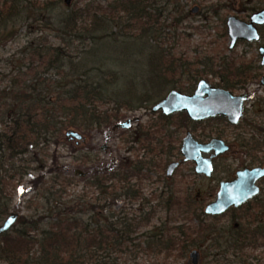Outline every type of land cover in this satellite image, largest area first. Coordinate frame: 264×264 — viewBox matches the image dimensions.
Returning a JSON list of instances; mask_svg holds the SVG:
<instances>
[{"label": "trees", "instance_id": "16d2710c", "mask_svg": "<svg viewBox=\"0 0 264 264\" xmlns=\"http://www.w3.org/2000/svg\"><path fill=\"white\" fill-rule=\"evenodd\" d=\"M1 1L2 33L15 24L17 18L27 23L26 27L33 21L45 19L47 23L50 20L58 31L57 38H88L93 43L96 37L98 40L106 36L119 39V35L125 33L131 43L124 46L123 53H140L146 57V68L142 70L141 80L137 82L134 78H128L124 82L125 89H116L121 80L114 74L113 66H109L112 65L108 64L109 60L100 55L103 49L96 46L98 43L79 59L70 57L60 46L47 45L44 37L37 43L28 44L24 52L28 53L24 58L26 63L20 66L22 71L13 82L19 85V93L13 95V101L5 103V109L1 112V125L4 128L0 131V168L8 159L28 154L29 147L45 149V145L47 147L53 139L62 136L65 128L88 132L97 125H110L119 120L122 109L143 108L148 103L160 102L178 87L181 77L186 78L187 91L193 90L199 81L207 80L212 75L220 79L217 86L231 92L245 89L253 77L248 68L236 69L226 62L220 63L218 56L202 54L196 56L193 62L176 57L174 49L168 46L162 34L164 27L160 21L166 7L171 5L170 0H117L107 9L87 7L66 15H57L55 4L48 1ZM256 9L255 6L251 8L252 11ZM174 11L180 19L188 16L181 4H176ZM35 15L40 18H35ZM116 27L120 28L118 32L114 31L118 29ZM112 50L115 52L118 49L115 47ZM44 74H49L51 79ZM180 89L183 92L185 87ZM2 99L6 101L8 97L3 96ZM112 101L117 102L116 108L107 110L106 104ZM220 119L224 120H214ZM180 121L185 125L191 122L186 113L171 116L159 114L147 132L142 129L143 125L137 130V133L141 132L140 142L153 143L156 133L165 131L163 137L167 138L171 145L169 147H172V151H178L175 142L179 139L169 129ZM143 147L152 153L157 150L156 144H151L149 148L148 144H144ZM17 175L0 174V222L9 214L11 191L14 189L11 183ZM141 175L96 174L93 184L102 196L114 198L117 195L114 194L116 185L113 183L119 179L125 183L121 188L123 195L137 199L141 191L132 186L130 180ZM55 182L57 185L59 181ZM110 188L113 192L109 191ZM48 201L51 203V198ZM65 204L68 203L58 202L53 210L48 209L47 216L42 214L34 220L19 218L17 227L0 236V260L6 264H138L131 256L142 246L139 244L141 242L136 243L140 238H135L133 234L144 221L150 219L151 212L144 213L140 220L129 218L111 222L109 218L102 221V212L98 210L101 208L97 204L91 206L89 211L86 209L88 218L72 215ZM167 206L171 207L170 201ZM54 211L56 214L52 216ZM177 230L179 238L164 225L155 226L147 233L149 236L144 242V249L170 253L177 246L182 252L195 246V230L191 232L183 227Z\"/></svg>", "mask_w": 264, "mask_h": 264}, {"label": "rangeland", "instance_id": "374dc122", "mask_svg": "<svg viewBox=\"0 0 264 264\" xmlns=\"http://www.w3.org/2000/svg\"><path fill=\"white\" fill-rule=\"evenodd\" d=\"M40 1L52 2L55 4L57 15H66L68 12L87 7L100 6L107 9L117 0ZM1 2L0 0V6ZM170 3L171 5L166 7L160 21L164 27L162 34L169 43L168 46L174 49L176 57H184L183 59L193 62L196 56L202 54L218 56L217 60H220V63L225 64L226 62L236 69L248 68L253 74L245 89L233 91L236 95L245 93L250 95L249 101L246 102L245 120H243L246 129L227 128L225 121L221 119L214 122L217 137L224 136L223 139L232 146L231 151L225 154L220 162L234 168L244 165L249 161L240 153L239 144L233 139L237 136L239 139L259 140L257 132L252 131L248 125L258 127L257 124H263L264 126V85L261 82L264 79V66L261 64L262 56L259 52V48L264 47V35L260 42L242 40L231 49L226 23L230 16L248 22L255 12L264 9V0H170ZM176 4L185 7V12L188 13L185 19H180L179 14L174 11ZM253 6L257 8L256 11L251 10ZM196 7L198 11L193 13L192 10ZM51 13L54 12L51 11ZM42 20L28 23L26 27L27 23L17 18L15 24L4 29V33L0 31V91L4 90L0 93V131L4 128V125H1L3 120L1 112L5 109V103L13 101V95L19 93V85H14L13 82L22 71L19 69L20 66L26 63L24 58H27L28 53L24 54L25 48L30 43H37L43 37L47 45L60 46L70 57L76 59L86 56L87 50L98 43L96 46L103 49L100 55L109 60L108 64H112L109 66H113L114 74H117V78L121 80L115 87L116 89H125L126 83L124 82L128 78H134L137 82L142 79L141 73L146 68V57L140 53L136 55L123 53L124 46L131 43V39L125 33L122 32L123 35H119V39L106 36L98 40L96 37L94 43L88 38L69 36L57 38L58 31L53 22L47 20L46 23L45 19ZM261 28L264 29V26ZM118 30L120 28L114 31L118 32ZM115 47L119 55L117 51L112 50ZM44 76L51 79L49 74H44ZM181 78L176 90L182 91L180 88L185 87L183 92H189L186 89L189 86L184 83L186 78ZM207 80L214 85L220 83L219 77L212 75L207 77ZM52 81L54 82L55 79L52 78ZM3 96H7L8 99L5 101L2 99ZM155 103H148L143 108L122 109L119 120L110 125H97L88 132L71 127L65 128L62 136L59 139H53L47 147L45 145V149L29 147L28 154L8 159L3 168H0V174H19L11 183L14 189L11 191L12 203L8 216L18 213L19 218L34 220L42 214L47 216L48 209L53 210L58 202L68 203L65 207L71 211L72 215H80L82 218H88L89 214L85 213L86 209L89 211L91 206L95 207L97 204L101 208L97 209L102 212V221L109 218L111 222L129 218L140 220L144 213L151 212L150 219L144 221L133 234L135 238H140L136 243L141 242L139 244L142 247L137 248L131 257L138 264H188L194 246L186 248L184 252L177 246L169 251L170 253L144 249V242L149 236L147 233L155 226L164 225L170 233L172 232L175 237L179 238L177 228L183 227L193 232L196 226L195 218L199 214L196 210L197 204L193 201L196 196L192 191L195 179L191 164H183L172 178L167 177L166 171L169 164L181 158L176 150L172 151V147H169L171 145L168 144L167 138L163 137L165 131L156 133L153 143L140 142L139 133L141 132L137 133L140 126L143 125L142 129L147 132L149 125L155 124V120L159 117L151 111ZM116 106L117 102L112 101L106 104L105 108L110 110ZM128 119L133 120L129 129L116 128L117 124ZM181 125L180 121L169 129L170 133H174L173 136L179 139L175 142L176 147L180 146L181 140L186 135V130H181ZM69 130L80 133L83 139L69 140L66 137ZM144 144H148V148L151 144H156V152L148 153V149L143 147ZM96 174H142L130 180L131 185L141 191V196L137 199H130L123 195L121 188L125 183L119 179L113 183L116 185L114 194L117 196L114 198L102 196L93 184ZM55 181H59L57 185ZM109 191L113 192L112 188ZM48 198H51V203ZM168 201L171 204L170 208L167 206ZM53 214L55 215L56 212L54 211L52 216ZM18 225L19 221L13 228ZM261 253L257 251L253 255L259 256ZM263 256L264 254L260 257L261 262L250 260V263L263 264ZM239 262L238 258L222 254L204 260L203 264H239ZM0 264L6 263L0 260Z\"/></svg>", "mask_w": 264, "mask_h": 264}, {"label": "flooded vegetation", "instance_id": "af4514ba", "mask_svg": "<svg viewBox=\"0 0 264 264\" xmlns=\"http://www.w3.org/2000/svg\"><path fill=\"white\" fill-rule=\"evenodd\" d=\"M259 32L262 37L261 27H259ZM214 86L219 87L217 85ZM195 90L196 87L189 92L183 93L193 94ZM154 114L159 115L162 113L158 112ZM216 118H223L227 128L233 130L246 129L245 124H243L245 109L244 115L238 125H233L226 117L222 116L198 122H194L189 118L191 120L189 124L185 125L182 123L181 125V130H186L185 137L190 132L194 141L200 145L209 144L212 140L218 138L229 146V150L226 153L216 157H213L214 151L201 153L200 157L211 161V174L199 173L198 168H200V164L195 161L183 162L184 156L181 153V149L185 137L181 140L178 148L177 152L179 158H181L179 160L181 162L179 168L183 164L190 163L193 168V178L195 179L192 191L196 197L193 201L194 204H197L196 210L199 214L195 218L197 241L192 252L197 251L199 253V264H203V261L210 257H217L222 254L238 258L240 260L239 264H251L250 260L261 262L260 257L264 254V176L257 181L241 180V183L245 185L244 189L248 188L246 186H250L252 191L255 190V194L241 204L237 206L232 205L220 215H209L206 213V209L218 200L223 183H233L239 179L240 174H253L251 172L253 169H264V126L263 124H257L258 127L251 124L248 125L252 131L257 132L259 140L255 138L246 140V138L239 139L237 136L234 137L233 140L239 144L240 153L249 161L244 165H238L234 168L231 165L220 162L224 155L231 151L232 146L223 139L224 136L222 138L217 137L214 123V119ZM147 152L149 153V151ZM257 251L263 252L259 256L253 255Z\"/></svg>", "mask_w": 264, "mask_h": 264}, {"label": "water", "instance_id": "95a60500", "mask_svg": "<svg viewBox=\"0 0 264 264\" xmlns=\"http://www.w3.org/2000/svg\"><path fill=\"white\" fill-rule=\"evenodd\" d=\"M198 8L192 10L193 13L197 12ZM228 35L230 37V48L233 49L238 41L260 42L261 35L259 27L264 26V9L255 12L250 20L243 21L235 16H230L227 19ZM260 55L262 56L261 64L264 66V47L259 48ZM264 84V79L262 81ZM249 100V94L236 95L229 90L216 87L208 80L203 79L198 82L196 90L193 94H186L179 90H172L160 102L152 107L153 113L161 112L164 116H171L177 113H187L188 117L194 121H204L215 117H226L233 125H238L244 115L246 102ZM133 124L132 119L125 122H120L116 125L119 129H129ZM69 140L83 139V136L73 130L66 133ZM229 146L221 139H214L206 145H200L192 138L189 132L185 137L181 149L184 156L183 162L195 161L200 164L198 168L199 173L211 174L212 164L208 159H203L202 152L214 151L213 157L226 153ZM200 157V159H198ZM181 162L176 161L169 164L167 168V176L172 177L176 170L179 168ZM247 170V169H246ZM264 169H253V174H240L239 179L233 183H223L218 200L212 203L207 209L206 213L209 215H220L224 213L232 205H239L246 201L255 194L250 186L243 188L245 185L241 180L257 181L264 176ZM258 173V174H255ZM254 188V187H253ZM234 196V198H233ZM19 219L18 213L10 214L2 224H0V236L9 232ZM189 264H199V253L193 251L190 254Z\"/></svg>", "mask_w": 264, "mask_h": 264}]
</instances>
